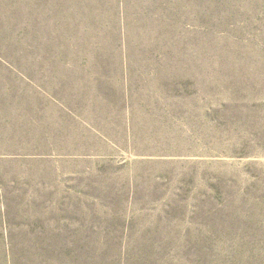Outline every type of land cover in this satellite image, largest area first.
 <instances>
[{"label":"rangeland","instance_id":"rangeland-1","mask_svg":"<svg viewBox=\"0 0 264 264\" xmlns=\"http://www.w3.org/2000/svg\"><path fill=\"white\" fill-rule=\"evenodd\" d=\"M0 264H264V0H0Z\"/></svg>","mask_w":264,"mask_h":264}]
</instances>
